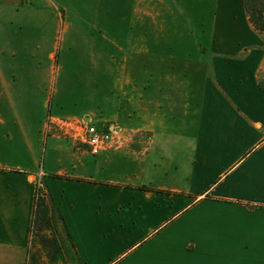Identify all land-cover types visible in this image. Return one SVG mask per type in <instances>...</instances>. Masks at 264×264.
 I'll return each instance as SVG.
<instances>
[{
	"label": "crops",
	"instance_id": "1",
	"mask_svg": "<svg viewBox=\"0 0 264 264\" xmlns=\"http://www.w3.org/2000/svg\"><path fill=\"white\" fill-rule=\"evenodd\" d=\"M37 1L54 16L32 52L48 69L0 67V264L28 263L39 171L78 264H264V30L242 0H61L135 28L115 51L86 39L106 84L84 87L52 63L62 8ZM29 2L0 0V14ZM57 119L108 124L115 142L93 155Z\"/></svg>",
	"mask_w": 264,
	"mask_h": 264
},
{
	"label": "rangeland",
	"instance_id": "2",
	"mask_svg": "<svg viewBox=\"0 0 264 264\" xmlns=\"http://www.w3.org/2000/svg\"><path fill=\"white\" fill-rule=\"evenodd\" d=\"M29 1V4L23 7L19 12L11 11V13L6 12L5 15L0 14V19L11 20L10 23L7 24L6 29L9 28L12 30V34L8 32L7 35L4 36L7 40V47L4 46L5 43L0 39V67L4 68L7 65L14 70L13 72H41V70H47L51 63L46 57V52H42L41 55L38 54L37 56H34L32 52L42 50L36 48L39 43L44 47L48 46L47 36L52 33H49L48 30H51L52 27L47 26L46 23H42L39 20L53 18L54 16L43 9L39 1ZM76 2L79 3L78 0H76ZM56 5L62 8L64 19H60L59 22L60 33L56 42V57L52 63L55 64L56 68L59 66L64 71L68 72L69 75L74 76V82L76 84H81L83 87L95 80L106 84L105 77L94 72L91 65L92 59L83 57L82 55V51H89L90 47L88 46L93 44L90 43L87 45L86 39H91L92 36L97 38V47L94 48L95 50H100L104 46L109 51H115L118 50L121 45L126 46L130 44L133 35L132 30L135 28L129 23L112 26L109 21L112 20L111 18L113 17H118L117 15H113L112 11H110L107 16L102 15L98 17L96 11L92 9H74L71 7L68 11L67 8L64 7L67 6L66 2L62 5L61 0H56ZM71 5L73 6V4ZM68 17L69 19H67ZM66 19L71 21L73 25L65 32L64 24ZM174 29H178V27L172 26L167 34L174 33ZM197 33L198 35L202 34L200 31H197ZM191 34H194L193 31ZM155 35H161V33L157 31ZM9 41H11V47L13 46L14 49L16 48V55H12L11 47L8 45ZM99 60L103 65L105 62H109V64L114 66L113 62L115 59L102 58ZM38 75L40 77L42 76L40 74ZM38 75L28 74L30 78L29 82L34 87H36V84L34 85L35 80H33V78H37ZM66 79V75H61L58 82H64ZM261 84L264 86V79L261 81ZM76 88L82 87L77 86ZM36 112H38V109ZM142 137L147 141L148 132H143ZM134 143L135 141L128 144L129 148H133L132 144L134 145ZM39 173L38 179L41 182V186L37 190L38 195H42L46 192V185L44 175L41 171H39ZM47 205V207H49L48 203ZM53 217H55V215ZM52 222V225L51 219L49 222H42V226L48 225L43 227V229L39 228V223L34 226L29 244L27 264H78L60 222L57 218L52 220Z\"/></svg>",
	"mask_w": 264,
	"mask_h": 264
},
{
	"label": "trees",
	"instance_id": "3",
	"mask_svg": "<svg viewBox=\"0 0 264 264\" xmlns=\"http://www.w3.org/2000/svg\"><path fill=\"white\" fill-rule=\"evenodd\" d=\"M242 3L245 12L247 13L248 18L254 28L258 31L264 30V0H242ZM259 86L264 91V86L261 84V82H259ZM47 203L49 204V207H47ZM54 215L55 217H53ZM55 218H57V220L60 222L63 231L65 232L69 242L73 246L64 216L58 205L54 201L53 197L51 196L50 192L46 189V192L44 194L38 195V197L35 196L32 218V232L34 226H36L37 223H39V228L43 229V227H46L48 225L42 226V222H49V220L51 219L52 225V220H54Z\"/></svg>",
	"mask_w": 264,
	"mask_h": 264
},
{
	"label": "built area",
	"instance_id": "4",
	"mask_svg": "<svg viewBox=\"0 0 264 264\" xmlns=\"http://www.w3.org/2000/svg\"><path fill=\"white\" fill-rule=\"evenodd\" d=\"M66 134H70L74 141H80L88 146L90 153L99 154L102 150L115 142L116 132L113 126L108 124L98 125L96 123L86 122L83 119H57L54 120ZM51 120H47L46 126H50ZM41 186L37 178L35 183V196L38 197V188Z\"/></svg>",
	"mask_w": 264,
	"mask_h": 264
}]
</instances>
